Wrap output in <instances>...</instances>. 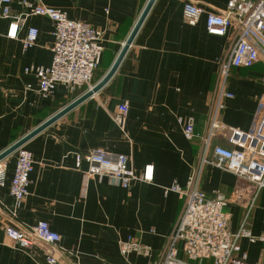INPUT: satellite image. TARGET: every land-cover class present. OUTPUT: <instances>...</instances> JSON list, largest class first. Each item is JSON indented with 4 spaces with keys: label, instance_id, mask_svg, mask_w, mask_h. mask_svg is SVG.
Returning <instances> with one entry per match:
<instances>
[{
    "label": "crops",
    "instance_id": "obj_1",
    "mask_svg": "<svg viewBox=\"0 0 264 264\" xmlns=\"http://www.w3.org/2000/svg\"><path fill=\"white\" fill-rule=\"evenodd\" d=\"M22 1L10 5L11 13L23 19L16 39L6 35L10 21L0 18V154L87 90L68 92L57 84L47 96L37 92L33 69L51 64L53 23L26 16ZM25 1L58 10L101 33L103 51L91 85L109 70L148 2ZM188 1L203 10L195 26L182 17ZM227 2L155 0L107 84L22 146L31 154L32 172L19 206L9 193L16 151L2 160L6 171L0 187V264H46L45 248H22L5 231L29 230L39 222L58 234L57 248L69 264H157L183 208L180 195L165 191L173 184L184 188L194 173L206 198L220 193L229 200L231 233L242 224L252 236L264 233V188L257 191L231 173L200 164L202 138L213 120L228 130L250 132L264 113V47L254 38L248 37L258 50V62L251 68H231L221 88L219 68L230 57L236 32L209 35L205 19L208 13L224 12ZM29 28L37 30V38L24 49ZM123 103L128 112L120 131L111 116ZM181 118L193 121V139L184 138ZM260 133L264 137V124ZM217 145L227 146V135L212 132L210 148ZM95 149L125 155L137 177L145 166H153L152 181L135 180L125 189L105 177H87L85 157ZM128 238L150 247V257L121 256L119 243ZM238 243L249 264L263 263L264 243L245 238Z\"/></svg>",
    "mask_w": 264,
    "mask_h": 264
},
{
    "label": "built area",
    "instance_id": "obj_2",
    "mask_svg": "<svg viewBox=\"0 0 264 264\" xmlns=\"http://www.w3.org/2000/svg\"><path fill=\"white\" fill-rule=\"evenodd\" d=\"M12 0H0V18L9 20L7 37L16 39L23 19L11 13ZM28 13L26 16L48 18L53 23L52 60L47 68L33 69L38 80L37 92L42 96L52 93L57 84L68 92L78 88L92 87L94 71L100 64L102 55L101 33L87 24L69 20L62 12L41 5L33 6L25 0L21 2ZM203 10L193 2H185L182 17L189 26H195ZM206 32L212 36L223 37L229 29L236 33V41L229 59L222 63L218 77L223 89L231 68H251L258 62L256 46L248 37L254 38L264 47V0H228L222 13H208L205 19ZM37 30L29 28L22 41L24 49L34 46ZM30 89V87H27ZM225 98H232L229 93L221 92ZM128 108L125 103L115 108L111 118L120 131L125 128ZM185 139L195 137L193 121L178 120ZM264 124V113L257 126L250 132L228 130L222 123L213 120L210 132L202 138L201 165H209L233 174L239 179L253 184L256 190L264 188V137L260 130ZM227 135V146L217 145L210 148V138ZM89 164L87 177L108 178L112 184L128 188L139 180L151 182L153 166L143 168L137 177L129 167L125 155L112 154L102 149H95L85 157ZM5 165L0 161V187L5 182ZM32 172L31 154L24 148L16 150V163L9 185V193L16 206L27 196L29 175ZM165 192H175L183 198V208L168 238V246L157 264H249L246 256L240 254L239 240L245 238L251 243H264V233L252 236L244 224L236 233L228 229L230 216L226 211L229 200L220 193L206 198L197 187V174L194 173L184 188L173 184ZM253 199L250 202L252 207ZM6 234L22 248L33 245L45 248L46 264H69L66 255L57 248L59 236L44 222L37 223L29 230L7 227ZM121 256L136 254L150 257L151 248L134 242L130 238L119 243ZM264 264V261H263Z\"/></svg>",
    "mask_w": 264,
    "mask_h": 264
},
{
    "label": "water",
    "instance_id": "obj_3",
    "mask_svg": "<svg viewBox=\"0 0 264 264\" xmlns=\"http://www.w3.org/2000/svg\"><path fill=\"white\" fill-rule=\"evenodd\" d=\"M155 0H148L146 6L144 7L142 13L140 14L138 20L136 21L131 33L129 34L128 38L122 45L117 57L115 58L113 64L109 68V70L102 76V78L96 82L92 87L88 90H86L82 95H80L78 98H76L73 102L62 108L59 112H57L55 115H53L51 118L46 120L43 124L35 128L33 131L28 133L26 136H24L22 139L17 141L15 144H13L10 148L5 150L3 153L0 154V161H2L5 157L12 154L19 148H21L28 140H30L32 137L43 131L45 128L53 124L55 121L63 117L65 114H67L69 111L74 109L76 106L84 102L85 100L89 99L93 95H95L97 92H99L111 79V77L116 72L117 68L119 67L120 63L122 62L123 58L125 57L129 47L131 46L135 36L137 35L142 23L144 22L152 4Z\"/></svg>",
    "mask_w": 264,
    "mask_h": 264
},
{
    "label": "rangeland",
    "instance_id": "obj_4",
    "mask_svg": "<svg viewBox=\"0 0 264 264\" xmlns=\"http://www.w3.org/2000/svg\"><path fill=\"white\" fill-rule=\"evenodd\" d=\"M251 209V207H249V210ZM246 218H247V216H246ZM261 264H263V263H261Z\"/></svg>",
    "mask_w": 264,
    "mask_h": 264
}]
</instances>
